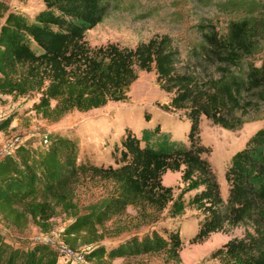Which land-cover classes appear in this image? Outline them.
<instances>
[{"label":"trees","instance_id":"1","mask_svg":"<svg viewBox=\"0 0 264 264\" xmlns=\"http://www.w3.org/2000/svg\"><path fill=\"white\" fill-rule=\"evenodd\" d=\"M22 1V0H20ZM42 7L27 15L0 0V91L37 92L31 108L44 117H59L70 109L87 110L121 100L136 77L135 68L155 71L156 82L172 92L165 107L186 106L188 127L184 138H172L156 122L151 131L135 133L124 126L111 143L115 164H96L79 156L78 136L53 128L35 144L31 139L0 154V218L23 228L30 220L41 230L60 208L68 221L59 231L71 250L89 245L82 257L93 264H112L114 257L163 251L167 261H179L178 228L163 232L151 228L129 234L114 243L97 242L104 222L137 206L156 212L167 207L174 217L187 205L202 211L192 239L200 240L225 225H244L241 236L231 237L210 254L220 264H264V123L243 146L229 156L223 170L225 198L209 160L210 148L199 138V118L237 127L242 114L264 102V0L240 18L228 21L226 32L213 27L202 32L195 49L218 65V75L197 83L189 73L174 71L169 37H150L133 47L106 43L89 46L84 31L106 13V0H41ZM261 51L259 63L252 55ZM9 118L0 123L5 128ZM179 170L182 187L173 195L161 182L165 170ZM80 174L111 182L105 195L77 205L70 184ZM191 191V192H190ZM190 192L184 199L183 194ZM142 214V213H141ZM96 242V243H95ZM57 251L43 241L27 247L9 242L0 231V264H58ZM64 264H78L65 262Z\"/></svg>","mask_w":264,"mask_h":264},{"label":"rangeland","instance_id":"2","mask_svg":"<svg viewBox=\"0 0 264 264\" xmlns=\"http://www.w3.org/2000/svg\"><path fill=\"white\" fill-rule=\"evenodd\" d=\"M8 6L27 15H32L42 7L41 0H6ZM257 0H106V13L102 19L84 31V39L89 46H99L112 42L119 46L133 47L139 41L150 37H169L174 55V71L189 73L197 83L209 76L218 75V65L196 52L202 41V32L213 27L218 35L226 32L228 21L240 18L253 9ZM264 50V41L261 42ZM261 51L251 59L259 63ZM136 77L131 81L126 96L121 100H108L105 104L87 110L70 109L59 117H44L31 108L38 94L0 91V123L6 117L9 123L0 129V154L25 139L35 144L39 137L53 128L72 131L78 136L79 156H89L96 164H115L110 157L111 143L124 126L135 133H149L157 122L160 129H168L172 138H184L188 120L184 118L186 106L165 107L172 92L159 87L154 69L135 68ZM253 104L242 114V122L233 128L213 124L200 115L199 138L210 150L205 153L214 171L222 198L226 194L223 170L229 156L243 146L248 136L264 123V102L252 97ZM152 133H149V136ZM161 182L170 185L175 195L183 182L179 170H165ZM73 200L77 205L97 199L111 190L110 181L80 174L70 184ZM191 192V191H190ZM190 192L183 194L184 199ZM167 207L156 212L146 206L138 212L137 206L127 205L125 210L106 220L102 226L103 237L97 242L105 244L132 233L141 234L151 228L163 232L167 227L178 228L181 245L179 261H167L163 251L141 253L127 257H114L112 264H220V258L210 253L227 239L242 235L244 225H225L224 230L212 231L200 240L192 239L197 228V220L202 211L187 205L183 212L174 217L166 213ZM68 221L60 208H56L50 218L47 230H41L30 220L23 228L5 224L0 218V231L6 239L27 247L35 241H43L54 247L58 253L57 263L93 264L82 257L89 245H80L71 253L63 251L59 231ZM96 243V242H95Z\"/></svg>","mask_w":264,"mask_h":264},{"label":"built area","instance_id":"3","mask_svg":"<svg viewBox=\"0 0 264 264\" xmlns=\"http://www.w3.org/2000/svg\"><path fill=\"white\" fill-rule=\"evenodd\" d=\"M63 243V242H62ZM64 244V243H63ZM63 246V251H65V253H71L73 252V250H71L68 246H66L65 244L62 245Z\"/></svg>","mask_w":264,"mask_h":264}]
</instances>
